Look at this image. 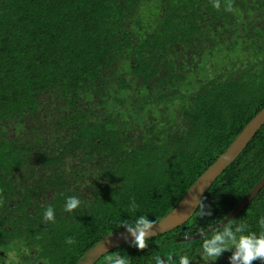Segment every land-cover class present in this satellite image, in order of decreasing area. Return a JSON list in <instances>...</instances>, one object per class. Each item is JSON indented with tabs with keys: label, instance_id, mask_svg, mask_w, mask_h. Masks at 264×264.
Segmentation results:
<instances>
[{
	"label": "trees",
	"instance_id": "1",
	"mask_svg": "<svg viewBox=\"0 0 264 264\" xmlns=\"http://www.w3.org/2000/svg\"><path fill=\"white\" fill-rule=\"evenodd\" d=\"M218 2L0 0V264H76L121 222H156L264 107V0ZM263 177L264 125L203 215L95 264H229L230 251L207 262L201 244L229 221L264 231V186L231 216ZM69 196L81 206L65 212Z\"/></svg>",
	"mask_w": 264,
	"mask_h": 264
},
{
	"label": "clouds",
	"instance_id": "2",
	"mask_svg": "<svg viewBox=\"0 0 264 264\" xmlns=\"http://www.w3.org/2000/svg\"><path fill=\"white\" fill-rule=\"evenodd\" d=\"M213 7L219 8L218 0H213ZM227 10V9H226ZM81 206V200L77 196H69L65 199V212H72ZM136 205L133 203V208ZM204 199L202 197L196 200L195 208L199 209L198 215L204 214ZM44 217L49 222H54V209L49 206ZM153 221L149 220L145 215H139L131 220L121 222L118 227H123L132 237L130 246L137 249H144L146 241L151 237L150 232L153 228ZM258 225L264 229V217H260ZM203 236L204 234L201 233ZM187 237V234H185ZM66 244L72 245L75 241L71 238L66 239ZM230 251L229 264H252L253 261H264V231L259 234L249 232L245 222L233 224L230 221L226 226L215 231L210 236H205L201 244V254L203 258L209 261H215L223 252ZM154 264H190L192 260L186 253L182 254H159L152 257ZM110 264H129L120 253H116L113 257H109Z\"/></svg>",
	"mask_w": 264,
	"mask_h": 264
},
{
	"label": "water",
	"instance_id": "3",
	"mask_svg": "<svg viewBox=\"0 0 264 264\" xmlns=\"http://www.w3.org/2000/svg\"><path fill=\"white\" fill-rule=\"evenodd\" d=\"M264 125V107L258 111L249 122L245 124L243 129L232 140L228 147L222 152L215 161L202 172L196 180L189 186L184 192L176 204L171 210L162 218L154 222L151 229L150 238L163 235L173 229L185 224L194 214L196 200L205 195L207 190L211 187L212 183L217 177L239 156V154L245 149L252 137L256 132ZM264 186V177L252 188L248 196H246L234 210L231 216H235L236 213L251 199L254 195ZM227 220H223L219 224H216L205 232H201L204 235L213 230H217L224 226ZM201 233H197L191 236L178 238L176 240H192L199 237H203ZM133 237L125 230L121 229L110 233L100 240H98L93 246L88 248L81 257L76 261V264H95L103 255L120 247L131 243Z\"/></svg>",
	"mask_w": 264,
	"mask_h": 264
},
{
	"label": "rangeland",
	"instance_id": "4",
	"mask_svg": "<svg viewBox=\"0 0 264 264\" xmlns=\"http://www.w3.org/2000/svg\"><path fill=\"white\" fill-rule=\"evenodd\" d=\"M226 259H227V257H225L224 259L221 258V259H220V262L223 263V264H228ZM211 262H212V261H211ZM213 262H215V261H213ZM213 262H212V263H213ZM252 264H254V262H252Z\"/></svg>",
	"mask_w": 264,
	"mask_h": 264
}]
</instances>
